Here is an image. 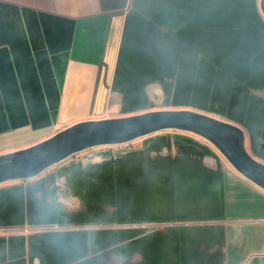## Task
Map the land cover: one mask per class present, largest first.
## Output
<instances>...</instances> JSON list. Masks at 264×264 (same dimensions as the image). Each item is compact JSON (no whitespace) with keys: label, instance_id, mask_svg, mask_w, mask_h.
<instances>
[{"label":"crops","instance_id":"0c3cea01","mask_svg":"<svg viewBox=\"0 0 264 264\" xmlns=\"http://www.w3.org/2000/svg\"><path fill=\"white\" fill-rule=\"evenodd\" d=\"M164 108L238 125L264 163L261 0H0V154ZM0 264H264V189L193 132L90 147L0 182Z\"/></svg>","mask_w":264,"mask_h":264},{"label":"water","instance_id":"95a60500","mask_svg":"<svg viewBox=\"0 0 264 264\" xmlns=\"http://www.w3.org/2000/svg\"><path fill=\"white\" fill-rule=\"evenodd\" d=\"M261 9L264 14V0ZM170 128L207 138L238 172L264 189V163L248 151L243 129L189 108L154 109L77 121L39 142L0 154V182L35 176L78 150L125 143Z\"/></svg>","mask_w":264,"mask_h":264},{"label":"clouds","instance_id":"9594fccd","mask_svg":"<svg viewBox=\"0 0 264 264\" xmlns=\"http://www.w3.org/2000/svg\"><path fill=\"white\" fill-rule=\"evenodd\" d=\"M57 209L53 206L50 211L55 212ZM79 241V237L73 234L66 233H58L55 242L66 245V246H74Z\"/></svg>","mask_w":264,"mask_h":264},{"label":"built area","instance_id":"2783aa9c","mask_svg":"<svg viewBox=\"0 0 264 264\" xmlns=\"http://www.w3.org/2000/svg\"><path fill=\"white\" fill-rule=\"evenodd\" d=\"M84 150L85 149L75 151L72 154H70L68 157H70V158H79L83 154ZM60 227L61 226L54 224V225L48 226L47 228L57 229V228H60ZM31 229H33V226H27V227L24 228V231H29ZM36 229H38V228H36Z\"/></svg>","mask_w":264,"mask_h":264},{"label":"rangeland","instance_id":"374dc122","mask_svg":"<svg viewBox=\"0 0 264 264\" xmlns=\"http://www.w3.org/2000/svg\"><path fill=\"white\" fill-rule=\"evenodd\" d=\"M176 130H180V129H176ZM183 131H185V130H183ZM187 132H189V131H187ZM199 136H201V135H199ZM143 137V136H142ZM142 137H138V138H142ZM205 138V137H204ZM207 139V138H206ZM128 143L129 142H125V143H122L123 145H128ZM213 143V142H212ZM121 144V143H120ZM214 144V143H213ZM103 145H106V144H103ZM215 145V144H214ZM97 146H99V145H97ZM216 146V145H215ZM217 147V146H216ZM219 150V149H218ZM220 151V150H219ZM227 162L233 167V165L227 160ZM234 168V167H233Z\"/></svg>","mask_w":264,"mask_h":264}]
</instances>
